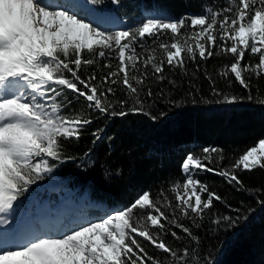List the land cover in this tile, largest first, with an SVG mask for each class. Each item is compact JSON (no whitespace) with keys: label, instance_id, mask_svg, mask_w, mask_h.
<instances>
[{"label":"snow or ice","instance_id":"6c2138e0","mask_svg":"<svg viewBox=\"0 0 264 264\" xmlns=\"http://www.w3.org/2000/svg\"><path fill=\"white\" fill-rule=\"evenodd\" d=\"M112 2L118 5L120 0ZM103 3L0 0V264H213L211 258H201L194 229L202 226L214 202L225 201L199 174L212 173L243 188L238 172L264 169V138L226 167H220L223 149L192 150L182 162L183 182L177 180L157 193L143 191L131 203L103 209L98 217L66 232L19 236L9 227L22 207L21 198L53 172L56 164L50 161L73 159L66 153L67 142L78 141L93 123L89 110L101 117L143 114L155 121L159 116L145 111L154 87L163 97L166 89L183 85L182 78H174L176 70L187 75V65L193 63L200 71L198 58L205 62L228 54L233 61L218 75L234 77L249 94H222L205 69L213 93L222 96L218 102L255 99L264 104L259 84L251 82L253 77L264 78V0H226V7L206 0L198 14L149 15L120 29L108 26L89 7ZM246 53L258 60L246 61ZM85 69L93 70L85 77ZM189 87L195 86L189 82ZM118 91L125 98L118 97ZM81 98L86 107L72 109ZM102 132L93 131L95 140ZM241 219L247 216H216L211 222L234 228ZM173 229L193 242L191 249L178 250L167 242L168 235L182 239ZM144 242L168 259L149 255Z\"/></svg>","mask_w":264,"mask_h":264},{"label":"trees","instance_id":"16d2710c","mask_svg":"<svg viewBox=\"0 0 264 264\" xmlns=\"http://www.w3.org/2000/svg\"><path fill=\"white\" fill-rule=\"evenodd\" d=\"M205 2L120 0L118 5L113 3V8L115 12L120 11L121 17L133 22L134 16L144 9H158L180 17L200 13ZM207 2L212 3L213 0ZM226 6V0H215V7ZM99 8H104V5H99ZM245 59L255 62L258 57H249L246 53ZM232 61L230 54L216 55L205 62L198 58L200 71H196V64L193 63L187 65V75L181 76L176 70L174 78L183 80L179 89H166L161 97L154 87L155 95L145 101V111L159 116L155 121L143 114L101 117L89 110L93 123L78 141L67 142L66 153L73 159L63 163L52 161L56 164L53 171L66 179L77 194L86 193L90 199L108 205H127L143 191L157 193L161 188L167 190L177 180L183 182L182 162L192 150L199 153L208 146L223 149L224 160L220 167L233 164L248 147L264 138V104L257 103L255 99H242L233 104L218 102L222 101V96L213 93L210 81L205 78V69L222 94L240 97L249 94L234 77L225 79L218 75V71ZM92 70H83L82 76L86 77ZM165 71L172 74L167 67ZM189 82L195 87L190 88ZM251 82L259 84L260 95L264 96V78L257 81L253 77ZM251 92L254 98L257 97L256 87ZM117 96L125 98L123 91H118ZM170 101H176V104ZM71 107L79 110L86 107V102L81 98L79 102L74 101ZM162 112L167 115L160 116ZM98 128H102L103 132L101 139L95 140L92 133ZM117 171L119 175L114 174ZM238 174L244 185L240 189L228 184L221 176L207 172L199 174L198 178L208 183L225 202H214L202 226L194 229L200 238L198 251L201 258L209 257L213 264H264V169L240 171ZM167 195L173 199L171 192ZM238 215L247 216V220L241 219L234 228L226 224L217 227L211 222L216 216L235 218ZM173 230L182 239L177 241L168 235L167 242L178 250L186 246L191 249L193 242L178 229ZM144 247L149 255L168 259L167 254L148 242H144Z\"/></svg>","mask_w":264,"mask_h":264},{"label":"rangeland","instance_id":"374dc122","mask_svg":"<svg viewBox=\"0 0 264 264\" xmlns=\"http://www.w3.org/2000/svg\"><path fill=\"white\" fill-rule=\"evenodd\" d=\"M112 14H116L114 11L112 12ZM149 15H156L155 13H149ZM121 26H117L115 27V29H120V28H124V23L120 22ZM127 27V26H126ZM52 162V161H50ZM57 177V176H56ZM57 181L54 178V174L51 173L49 175H45L42 179L38 180L36 184L32 185L29 189V192L21 198V201L18 202V204H20L22 206V208H28L29 205V200H28V196L32 193H34L35 191H37L38 195L35 198L36 201H39V205L33 209V220L36 223V214L37 213V217L38 215L45 211V212H52L54 209L57 210V215L59 214H65L66 211H68V209H70L72 207V201L71 199L69 200H65L64 199V191L61 193H54L50 191V187L53 186V183ZM45 185H49L47 191H41L42 186ZM64 190L66 192H70L69 188L66 186L64 188ZM59 201H62L61 203H58Z\"/></svg>","mask_w":264,"mask_h":264},{"label":"bare ground","instance_id":"6f19581e","mask_svg":"<svg viewBox=\"0 0 264 264\" xmlns=\"http://www.w3.org/2000/svg\"><path fill=\"white\" fill-rule=\"evenodd\" d=\"M48 2L55 4V3H58L59 0H48ZM70 218H71L70 216L68 218H65L62 216L56 217L55 219H53L54 222L51 225H56V229H59V232H64V230H63L64 227H66L67 231H68L73 226V224H71V222H69Z\"/></svg>","mask_w":264,"mask_h":264}]
</instances>
